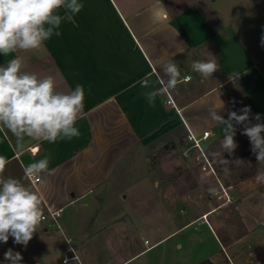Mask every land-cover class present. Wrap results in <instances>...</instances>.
<instances>
[{
    "label": "crops",
    "instance_id": "0c3cea01",
    "mask_svg": "<svg viewBox=\"0 0 264 264\" xmlns=\"http://www.w3.org/2000/svg\"><path fill=\"white\" fill-rule=\"evenodd\" d=\"M81 2L84 7L73 21L62 22L59 37L53 35L39 50L0 55V65L21 55L25 71L53 76L59 90L70 91L81 84L85 91L82 118L76 125L79 137L56 143L25 138L18 144L7 129L0 128V155L9 161L4 176L19 179L42 195L45 214L61 210L62 233L43 222L26 248L14 242L15 247L9 248L21 253V264H63V258L72 256L70 248L78 260L66 264H197L203 260L230 264L224 253L231 264H264V250L255 251L264 240V192L257 186L238 195L230 191L247 234L227 247L216 237L221 227L228 231L224 220L222 225L214 220L218 211L226 218L227 206L213 207L208 201L203 206L207 209L175 216L167 195L159 196L162 186L157 181L146 183L159 196L154 207L160 209L149 217L107 213L120 206L117 195L126 188L127 179L141 170L152 144L163 141L171 151L178 148L180 159L188 133L199 137L209 131L203 144L206 150L221 145L222 126L210 119L209 109L228 119L230 111L242 114L240 110L249 107L251 123H264V26L222 23L189 0ZM259 18L264 22V8ZM209 53L220 68L204 80L192 64L208 59ZM169 60L180 69L177 88L169 95L175 109L166 104V95L157 96L150 106L145 93L160 87L157 73L164 75L163 65ZM148 74L150 88L141 87L138 81ZM257 114L259 121L254 118ZM233 124L250 142L244 126ZM45 156L50 158L49 171L33 187L23 170ZM142 172L144 179L154 171ZM246 182L240 184L247 186ZM230 186L223 187L229 190ZM129 229L139 244L125 253ZM144 231L150 239L140 244ZM205 238L214 241L216 250L205 246Z\"/></svg>",
    "mask_w": 264,
    "mask_h": 264
},
{
    "label": "clouds",
    "instance_id": "9594fccd",
    "mask_svg": "<svg viewBox=\"0 0 264 264\" xmlns=\"http://www.w3.org/2000/svg\"><path fill=\"white\" fill-rule=\"evenodd\" d=\"M83 7L81 0H0V55L7 57L13 53L39 50L53 35L59 37L62 22H72ZM219 68L217 59L210 53L208 59L192 64V69L204 80L212 78ZM163 73V76L157 73L160 87L145 93L150 106L155 105L157 96L170 95L177 88L180 80L178 64L169 60L163 65ZM151 82V74L138 81L144 88H150ZM84 100L83 85L76 84L70 91L59 90L53 76L41 77L25 71L21 55L0 65V128L7 129L18 144L25 138L56 143L79 137L81 133L76 125L82 118ZM240 112L242 114L230 111L228 119L217 110L209 109L208 112L210 119L222 126L223 151L213 155L225 166L226 174L230 162L223 154L231 155L237 147L233 122L244 126L243 134L250 140L251 151L258 163L264 165V123H251L249 107ZM254 118L259 121L260 115ZM8 162L0 155V242L7 243L11 237L15 244L26 248L46 219L43 196L21 180L5 177ZM49 163L50 158L45 156L28 164L24 169L25 176L31 178L47 173ZM255 181L264 185V170H257ZM208 193L215 196L216 189L209 187ZM4 259L9 264H21L23 257L20 252L9 248Z\"/></svg>",
    "mask_w": 264,
    "mask_h": 264
},
{
    "label": "rangeland",
    "instance_id": "374dc122",
    "mask_svg": "<svg viewBox=\"0 0 264 264\" xmlns=\"http://www.w3.org/2000/svg\"><path fill=\"white\" fill-rule=\"evenodd\" d=\"M192 2L197 3L203 11L209 16V18H213L214 15H217L218 18L222 21V23H233L238 22L240 25L242 24H252L255 27H262L264 26V22L259 18L261 14V8H264V0H189ZM258 10L259 13L257 12ZM245 16H247V21L245 20ZM264 59V56H262ZM264 68V66H262ZM243 137L241 136L240 132H236L234 140L238 142L242 140ZM244 140V139H243ZM185 145L182 146V149L185 148ZM221 147V145H220ZM178 148L175 151H171L169 146H166V143L163 141H158L157 143L152 144L149 147L145 157L146 161L142 160L141 165L143 166L141 170L137 169L138 171L133 174L132 177L127 179V186L124 188L119 194L117 195V200L120 202V206L112 207L111 211L107 213H115L116 211H122L124 214L128 216L135 217H142L148 216L153 214L154 211L159 210V207H154L159 202V196L167 195L171 204L173 203V214L175 216H179L180 214L184 216H190L191 211H202L204 210L203 207L205 203L210 201L213 207L221 205L224 201V194L220 190L218 184L216 189V195L211 196L205 192L202 188L201 183L202 180H207L210 178L199 171H194V165L191 164L190 161L183 162L182 159L178 156ZM181 150V148H180ZM134 167H138L134 165ZM146 169L153 170L152 174H147L142 178L140 174L143 173ZM177 168H185L192 173L193 179L197 183V187L191 191L185 192L180 194L177 188H175V184L181 183V178L179 176L180 171H177ZM223 183V180L228 181L226 176H222L220 178ZM157 181L162 189L159 190V196L153 189H149L146 187L147 184H152L153 182ZM231 184V183H229ZM247 186L237 184L234 186L231 184L229 190L225 189L230 202H226L221 206H229L233 204V199H231V190L236 192V194L244 193L249 189L257 186L258 184L255 181V178L248 180L246 182ZM167 185V186H166ZM221 196V198H220ZM184 201V202H182ZM177 202V203H176ZM159 205V204H158ZM178 205V206H177ZM179 209L182 213H179ZM207 209V208H206ZM115 211V212H114ZM222 219L224 220L223 213L218 211L214 214V220L222 225ZM128 224V223H127ZM126 224V225H127ZM193 228L189 229L188 231L192 230ZM162 231V232H161ZM159 233H163L164 230L161 229ZM130 234L127 235L125 239V253L130 252L134 247L138 246V237H135L134 231L129 229ZM146 239L149 241L150 236L148 231L143 232V236H141L140 244H142L143 240ZM13 241L9 238L7 243L0 242V264H6L4 259V254L6 249H9V245ZM205 246H207L210 250H216L215 243L212 239L205 238ZM12 247H15L14 245ZM261 248L264 250V240H260V244L255 247V251ZM180 257V255H179Z\"/></svg>",
    "mask_w": 264,
    "mask_h": 264
},
{
    "label": "trees",
    "instance_id": "16d2710c",
    "mask_svg": "<svg viewBox=\"0 0 264 264\" xmlns=\"http://www.w3.org/2000/svg\"><path fill=\"white\" fill-rule=\"evenodd\" d=\"M237 147L234 152L229 155L227 152L223 154L224 159L228 160L230 163L227 166L229 172L226 174L224 171L223 165L219 163V158L215 157L213 154L216 152H222L223 149L219 144H213L207 148L206 152L210 160L215 165L216 174L219 180L222 176H226L228 181L223 180L221 184L224 186L240 184L246 180L255 178L257 170H264V165H260L256 159V155L251 151L250 142H246L243 139L236 142ZM177 171H180L181 183L175 184V188L179 191L180 194L191 191L197 187L196 181L192 177V173L185 168H177ZM198 171L194 167V171ZM202 188L208 193L209 187H217L216 181L210 177L207 180H202ZM257 189L260 192H264V185H257ZM209 194V193H208ZM226 218L224 219V225L228 229L226 231L224 228H220L216 231V237L219 240V243L222 247L229 246L233 240H238L244 237L247 232L245 231L239 217L237 216L234 205H229L225 208ZM197 264H213L209 260H203Z\"/></svg>",
    "mask_w": 264,
    "mask_h": 264
},
{
    "label": "built area",
    "instance_id": "2783aa9c",
    "mask_svg": "<svg viewBox=\"0 0 264 264\" xmlns=\"http://www.w3.org/2000/svg\"><path fill=\"white\" fill-rule=\"evenodd\" d=\"M166 97H167L166 104L171 105L175 109L173 101L171 100L170 96L166 94ZM209 137H210L209 131L203 132L199 137H196V136L192 135L191 133H188L186 145H185V148H183L181 150L180 157L182 158V160L190 161L191 164H193L200 173H202L206 176L212 177L216 181L220 190L224 194V198H223L224 201L222 202V204H224L226 202H230V199H229L227 193L225 192L224 187L220 184L219 179H218L217 174H216L215 165L213 164V162L208 157L207 152H206V148L203 146L204 142L207 141L209 139ZM31 154L34 155V152L31 151ZM26 179L34 187L36 184H38L40 182L41 176L31 177V178L26 177ZM220 198H221V196H220ZM221 205H218V206H221ZM60 212H61V210L47 211L45 214L46 219L44 222H46L48 226L56 228L57 230H59L62 233V230L58 224V217L60 215ZM205 217H206L205 215L202 216L203 220L205 219ZM205 223L207 226H209V224L206 220H205ZM64 240L67 243L70 242V240L68 238L64 237ZM70 251L72 254L71 258H63V260H62L63 264H66L70 260H75V261L78 260L76 254L74 253V251L71 248H70ZM224 254H225L227 262L231 264L229 257L226 255V253H224ZM256 264H259V263H256Z\"/></svg>",
    "mask_w": 264,
    "mask_h": 264
}]
</instances>
